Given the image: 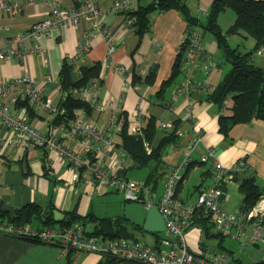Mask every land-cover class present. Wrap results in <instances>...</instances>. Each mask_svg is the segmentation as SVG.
Masks as SVG:
<instances>
[{
    "label": "crops",
    "instance_id": "0c3cea01",
    "mask_svg": "<svg viewBox=\"0 0 264 264\" xmlns=\"http://www.w3.org/2000/svg\"><path fill=\"white\" fill-rule=\"evenodd\" d=\"M151 1L131 0V6L146 5ZM5 2L18 3L19 10L14 14L0 11V43L25 31L31 24L44 19L50 13L46 0H33L32 4L22 3L20 0H5ZM59 2L62 7L72 4V0H59ZM96 2L100 9V21L111 32L114 52L110 59H106V41L101 36H97L77 62L85 65L101 63L98 78L99 99L118 98L119 118L123 123L124 115L127 117L129 130L134 125L144 127L147 119L152 117L155 123V140L162 138L176 125L178 139L167 147L162 157L163 163L158 169L157 181L167 176L170 168L181 165L179 171L181 179L176 196L183 202H196L199 189L213 183L215 161L226 169L240 162L238 168L231 169L230 174L223 178L224 195L220 201V207L224 211L235 209L237 211L242 203V194L238 190V183L233 180L232 173L239 172L245 176L253 174L261 190L264 187V121L255 119L247 124H236L231 128L228 138L220 133L218 105L206 97L229 68L227 69L228 65L223 63L222 53L212 35L200 33L198 29L202 45L201 53L197 56L199 66L190 70L195 79L206 81L210 89L177 94L178 87L184 81V74L180 67L173 77L171 74L187 29L182 15L176 10L153 12L150 15V28L139 37L126 23L124 14L112 9L111 0H96ZM185 2L190 14L199 20L200 25L204 24L212 0H185ZM227 9L229 8L219 14V25L220 17L226 14ZM200 17H203V20ZM230 19L232 24L235 18L230 17ZM88 30L89 23L85 20H81L76 25L66 24L57 29L50 28L41 37L45 55L40 57L26 53L20 58L0 61V81L23 75H28L36 81L50 79L42 91V96L49 97L53 104H57L61 96L57 87V77L62 61L77 54ZM253 43L252 39V45ZM210 59L217 63V67L210 66L207 70L205 65L209 64ZM257 64L264 66V60L261 58ZM119 65L125 67L124 73L115 70V66ZM152 70L155 71V78L152 84H147L144 80ZM166 81L167 84L163 85ZM166 103L168 107L164 106ZM14 108L21 109L15 104ZM185 108L190 110L188 115ZM223 111L229 112L227 108ZM138 114L141 117L136 119ZM76 115L104 133L114 128L112 114L108 111L100 112L92 108L89 115L81 110L76 111ZM27 117L41 132L45 131L52 122L46 111L39 108L35 109L33 118L30 119L28 114ZM160 122L166 123L168 127L162 129ZM120 130L116 135L117 142L120 140ZM0 135L11 136L13 139L15 137L11 129L1 124ZM69 145L74 151L81 153L82 145L79 142L72 141ZM210 148L213 149L215 159L201 162L202 156H205ZM43 155V147L24 150L16 143L0 142V200L3 201L10 216L17 209L32 204L38 207L53 206L52 218L57 221L56 224L62 222L65 213L73 210L82 217L88 213L98 217L89 207L90 197L93 194H105V191L111 189L107 190L108 187L103 183L87 184L82 179L73 180L71 165L54 152L47 154L48 172H45ZM186 155L188 159L184 160ZM123 167L122 174L125 177L127 168L135 167L133 160L127 154ZM163 184L164 182L159 187L150 185L159 195ZM123 204L124 201L117 216H122ZM28 225L42 226L39 218L36 217ZM201 234L198 225L188 230L186 240L192 251L201 249L199 246L201 242L207 248L206 239ZM153 237L157 240L155 234ZM256 249L254 247L245 249L250 251L244 254L248 264L254 262L252 256ZM101 259L103 257L96 254L82 253L72 261L64 256L56 245L33 243L0 234V264H98ZM233 259L235 260L231 264L241 263L240 258L234 256Z\"/></svg>",
    "mask_w": 264,
    "mask_h": 264
},
{
    "label": "built area",
    "instance_id": "2783aa9c",
    "mask_svg": "<svg viewBox=\"0 0 264 264\" xmlns=\"http://www.w3.org/2000/svg\"><path fill=\"white\" fill-rule=\"evenodd\" d=\"M20 1L33 3V0ZM111 1L112 9L118 13L124 14L132 7L131 0ZM46 3L50 10L47 17L0 43V61L20 58L26 53L44 56L45 49L41 37L50 28L57 29L66 24L76 25L81 20L89 23V30L83 44L79 45L77 54L67 58L77 62L82 53L89 49L92 40L101 36L106 41L105 58L110 59L114 52L111 32L100 21V9L96 0H72V4L67 7H62L59 0H46ZM18 7V3L7 4L5 0H0V11L14 14L19 10ZM125 21L131 27L132 19L125 18ZM201 50V36L198 29L185 34L180 51L182 53L180 70L184 74V81L178 87L177 94L210 89L206 81L195 79L190 71L199 66L197 56L200 55ZM256 56L264 60V47L255 51ZM210 66L215 68L217 63L211 60L205 67L209 70ZM115 70L124 73L125 67L115 66ZM49 81L50 79L36 81L28 75L0 81V124L11 129L15 134L14 139L11 136L0 135V142L16 143L24 150L44 147L48 153H56L71 165L73 180L82 179L87 184L103 183L109 189L123 193L125 202L136 203L146 209L156 207L165 222V230L162 231L164 234L163 236L159 233L155 234L158 244L154 247L142 240L124 237L108 238L102 234H92L86 229V225L79 221L69 225L61 223L33 227L6 220H0V234L23 240L29 239L33 243L56 245L61 253L72 261L82 253H92L100 257L109 256L115 260V264H230L232 258L225 252L207 248L192 251L188 247L186 234L193 226L195 212L201 209L203 214L211 217L216 231L235 241L240 250L258 246L257 249L264 250V187L259 198L248 211L242 212L239 209L224 211L220 207L224 195L222 180L229 175L231 169L238 168L240 162L226 169L214 160L216 171L213 183L199 189L198 199L194 203L183 202L177 198L176 189L181 179L179 171L182 167L174 166L170 168L162 191L158 195L149 183L133 181L122 174L126 153L119 147L120 140L117 142L116 139L122 126L118 98L99 99L98 80L94 79L88 85L81 87L79 94L92 108L112 114L114 128L108 133L91 126L81 116L69 120L68 127H64L63 124L54 125L51 122L48 128L41 132L29 121L25 108L18 110L14 108L18 100L27 99L34 109L45 110L53 121L54 117L62 114L63 111L58 104H53L49 97L42 96V91ZM164 106L168 107V103ZM185 111L187 115L190 112L188 108H185ZM138 117L141 116L138 114L136 119ZM160 125L162 129L168 127L164 122H160ZM129 133L142 135V127L131 126ZM72 141L82 145L80 154L69 145ZM187 159L188 155L184 160ZM208 159H215L212 148L202 156L201 162Z\"/></svg>",
    "mask_w": 264,
    "mask_h": 264
},
{
    "label": "trees",
    "instance_id": "16d2710c",
    "mask_svg": "<svg viewBox=\"0 0 264 264\" xmlns=\"http://www.w3.org/2000/svg\"><path fill=\"white\" fill-rule=\"evenodd\" d=\"M226 8L234 11L235 20L226 30H222L218 23V16ZM168 10H176L182 15L187 25L186 34L199 28H202L203 32L210 33L222 53L223 61L229 65V69L221 81L211 89L206 97L209 101L218 105L220 111L218 117L220 133L225 138H228L231 128L236 124H247L255 119L264 121V66L254 61L255 51L264 47V0H212L206 13L205 22L202 25L199 24L197 18L190 14L185 0H152L146 5L131 7L124 13V16L126 19H132L131 27L141 37L150 28V15L155 11L164 12ZM231 35H240L242 40L251 37L254 41L252 48L244 51L240 45L231 46L229 42ZM181 61L182 53L180 52L175 60L172 77L179 71ZM100 69V62L85 65L72 62L68 58L63 59L57 77V87L61 95L57 104L63 112L54 117L52 124H63L64 127H68V121L77 117L76 111L82 110L86 115L91 113L92 107L81 97L79 89L88 85L94 79L98 80ZM154 78L155 71L152 70L144 82L152 84ZM166 84L167 81L163 85ZM15 106L17 108H25L30 119L35 116V109L29 104L27 99L18 100ZM226 108L229 110L228 113L223 111ZM122 124L119 133V147L133 160L135 167H150L145 182L156 187L159 182L157 181L159 178L158 169L163 163L162 157L167 147L170 144H174L178 139L176 125L162 138L155 140V123L152 117H149L145 126L142 127V135L129 133V121L125 115ZM47 154L48 151L44 148L42 159L45 172H48ZM232 174L233 180L238 183V190L242 194V203L239 210L242 212L248 211L259 198L262 190L256 182L255 175L245 176L239 174V172ZM178 187L179 185H177V189ZM52 210L53 206L51 205L38 207L29 204L17 209L10 216L4 207L3 201L0 200V220L19 225L30 223L34 217L39 218L42 226L54 225L57 221L52 218ZM77 221L82 222L84 225L91 222L93 225L92 234H102L108 238L124 237L141 240L137 232L148 233L141 227L127 221L123 216L97 218L88 213L82 217L75 210L65 213L62 222H58L69 225ZM192 225L200 226L201 235L205 239L217 240L218 249L227 250V253L232 258L231 263L234 262L233 251L222 246V241L226 235L216 231L210 216L203 214L202 210L199 209L195 212ZM27 240L29 241V239ZM157 244V240L154 239L153 246L157 247ZM199 246L202 250L206 249L202 242ZM256 248H259V246ZM98 264H115V260L105 256ZM251 264L260 263L251 262Z\"/></svg>",
    "mask_w": 264,
    "mask_h": 264
},
{
    "label": "rangeland",
    "instance_id": "374dc122",
    "mask_svg": "<svg viewBox=\"0 0 264 264\" xmlns=\"http://www.w3.org/2000/svg\"><path fill=\"white\" fill-rule=\"evenodd\" d=\"M226 11H227L226 14H222V16L220 17V19H221L220 20V27L223 30H225L226 28H228L231 25L230 17H232V19L235 18L234 12L232 10L227 9ZM200 19L203 20V17H200ZM199 32L203 33L202 28H199ZM204 33L208 34V32H206V31ZM229 42H230L231 46H233V47L240 45L241 49L244 51H247V50L252 48L251 37H247L246 39L242 40L240 35L239 36L231 35L229 37ZM215 60H217V59H215ZM260 60H261V58L259 56H256L254 59V61L256 63L259 62ZM223 63L227 64L224 61H223ZM228 68H229V65H228L227 69ZM148 172H149V167H140V168L139 167L138 168H136V167L131 168L130 167V168H127L126 178L133 180V181L144 182L145 180H147ZM165 178H166V176H163L159 180V182L157 184L158 187L161 185L162 182H164ZM107 190H110V189L107 188ZM105 192H106L105 194H93L90 197L89 207L96 214V216H98L97 218H103V217L111 218L113 216L119 215L121 212V205L124 201L123 193L115 191V190H110V191H105ZM233 211H236V209ZM86 229L88 231H92L93 225L88 223L86 225ZM137 234L143 242H145L146 244H148L150 246L153 245V243H154L153 233H151V232H148V233L137 232ZM163 234H164L163 232L159 233L160 236H163ZM217 244H218L217 240H210V239L205 240V245L207 246L208 249L218 250V251L227 253V250H225L223 248L218 249ZM222 246L227 248V249L232 250L233 255L236 256V258H240V261H241L240 264H248L246 262L247 257L244 256V254L250 253V251H246V250L241 251L238 248L237 243L228 237H225L223 239Z\"/></svg>",
    "mask_w": 264,
    "mask_h": 264
},
{
    "label": "water",
    "instance_id": "95a60500",
    "mask_svg": "<svg viewBox=\"0 0 264 264\" xmlns=\"http://www.w3.org/2000/svg\"><path fill=\"white\" fill-rule=\"evenodd\" d=\"M122 216L130 223L141 227L147 232L157 234L165 230L163 216L154 206L146 209L139 204L124 201ZM252 260L256 263L264 264V250L256 249L253 253Z\"/></svg>",
    "mask_w": 264,
    "mask_h": 264
}]
</instances>
